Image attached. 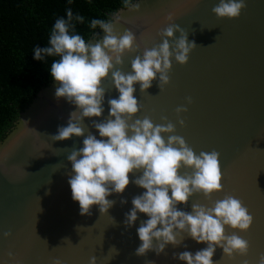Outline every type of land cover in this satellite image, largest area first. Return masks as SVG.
Segmentation results:
<instances>
[{
	"label": "water",
	"instance_id": "95a60500",
	"mask_svg": "<svg viewBox=\"0 0 264 264\" xmlns=\"http://www.w3.org/2000/svg\"><path fill=\"white\" fill-rule=\"evenodd\" d=\"M218 3L137 0L133 5L139 4L138 10L121 9L112 22L119 33L131 30L139 45L138 52L123 56L121 70L125 73L131 71L136 55L142 56L145 48L162 43L159 33L170 23L183 28L188 40L198 45L187 64L180 65L172 58L170 83L163 91L158 78L147 93H140L139 84L134 85L141 110L133 121L148 116L154 124H164L161 117L166 116L176 126L175 134L182 136L197 155L212 150L220 153L223 190L211 200L203 194L193 195L187 205L177 207L187 212L196 203L211 207L226 194L241 200L254 222L246 232L229 227L225 232L231 235L235 231L247 240L248 254L229 258L217 247L212 259L214 264H244L245 260L258 264L259 256L264 254V0H246L247 7L237 19L217 18L212 8ZM102 36L101 31L89 42ZM174 36L179 38L180 33ZM110 82L111 74L103 81L105 111L101 117L84 119L85 136L91 132L100 138L91 122L106 119L107 100L119 96ZM55 87L53 81L39 92L0 144V264H53L56 259L62 264H89L92 256L96 264H145V260L186 264L173 259V253L195 254L206 248L207 244L186 236L181 246L168 245L165 254L157 256L149 251L145 257L133 255L141 244L137 228L148 217L138 213V220L127 230L124 219L133 207L132 198L145 191L131 183L140 172L130 174V183L122 194L107 197L116 201L107 214H101L93 205L91 215H80L79 203L73 201L68 184L71 163L67 155L72 148L83 147L85 137L52 140L51 136L59 127L67 126L70 113L76 110L64 98L55 97ZM186 97L192 98L190 105ZM182 105L188 107L180 115L185 121L183 127L175 111ZM185 172L191 174L190 169L180 170L181 175ZM121 199L127 203L122 205ZM4 232L12 235L5 239ZM113 246L117 254L109 251ZM9 252L13 258H9Z\"/></svg>",
	"mask_w": 264,
	"mask_h": 264
},
{
	"label": "clouds",
	"instance_id": "9594fccd",
	"mask_svg": "<svg viewBox=\"0 0 264 264\" xmlns=\"http://www.w3.org/2000/svg\"><path fill=\"white\" fill-rule=\"evenodd\" d=\"M125 7L138 10L140 5L125 0ZM246 7V0H219L212 12L219 19H237ZM66 16V19H56L48 46L36 47L34 59L57 58L52 60L50 69L56 85L55 97L64 98L76 107L70 113L67 126L59 127L57 134L51 136L52 140L85 137L83 147L72 148L67 155L71 163L68 184L73 201L79 203L80 215H91L93 205L98 206L101 214H107L116 203L107 197L113 193L122 194L130 183V174L140 172L131 183L145 191L132 198L133 207L125 213L124 219L127 230L138 220V213L148 217L141 220L137 228L141 244L133 255L145 257L149 251H154L157 256L165 254L168 245L179 247L187 236L207 247L195 254L189 251L173 253V259L186 264H214L212 257L217 247L229 258L247 256L249 242L235 231L231 235L225 232L226 227L246 232L253 224L254 217L241 200L226 194L211 207L196 203L192 204L191 212L177 207L187 205L193 195L203 194L211 200L214 194L223 190L220 153L212 150L197 155L182 136L175 134L176 126L166 116L161 117L164 124H154L148 116L133 121L141 110L134 96V85L139 84L140 93H147L158 78V86L163 91L170 83L172 58L180 65L187 64L190 53L198 47L195 41L190 42L188 32L170 23L159 33L162 43L151 49L145 48L142 56L136 55L131 61V71L125 73L121 70L123 56L139 51L136 35L131 30L119 33L112 21L92 19L90 27H99L103 36L95 42H86L76 32V23H84V17L73 16L71 8L67 9ZM176 32L180 33L179 38L174 36ZM170 40L174 43L170 44ZM109 74L110 83L119 96L107 100L109 114L106 119L91 122L100 138L91 132L85 136L84 119L101 117L105 111L103 81ZM185 99L187 105L193 102L191 97ZM175 111L178 123L183 127L185 121L180 115L186 113L188 107L178 106ZM182 168L190 169L191 174L181 175ZM120 203L123 205L127 200L121 199ZM113 221L116 224L114 218ZM2 235L7 239L12 233ZM64 241L71 243L68 238ZM109 251L117 254L114 246ZM8 256L13 258V253L9 252ZM53 264L62 262L56 259ZM89 264H96L95 256L90 258ZM145 264L155 262L145 260ZM244 264H248L247 260ZM258 264H264V254L259 256Z\"/></svg>",
	"mask_w": 264,
	"mask_h": 264
},
{
	"label": "trees",
	"instance_id": "16d2710c",
	"mask_svg": "<svg viewBox=\"0 0 264 264\" xmlns=\"http://www.w3.org/2000/svg\"><path fill=\"white\" fill-rule=\"evenodd\" d=\"M137 0H130L134 4ZM84 17L76 32L89 42L102 30L92 29V19L105 22L125 7V0H0V144L12 132L21 114L39 92L52 82V57L34 59L36 47L48 46L58 18Z\"/></svg>",
	"mask_w": 264,
	"mask_h": 264
}]
</instances>
